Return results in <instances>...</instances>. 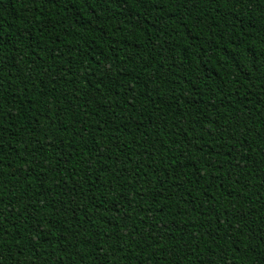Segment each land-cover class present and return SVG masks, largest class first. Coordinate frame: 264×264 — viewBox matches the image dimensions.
Wrapping results in <instances>:
<instances>
[{
  "label": "trees",
  "instance_id": "trees-1",
  "mask_svg": "<svg viewBox=\"0 0 264 264\" xmlns=\"http://www.w3.org/2000/svg\"><path fill=\"white\" fill-rule=\"evenodd\" d=\"M0 264H264V0H0Z\"/></svg>",
  "mask_w": 264,
  "mask_h": 264
}]
</instances>
